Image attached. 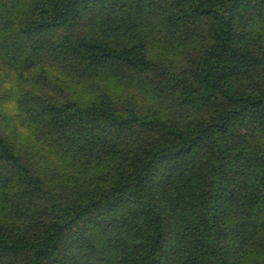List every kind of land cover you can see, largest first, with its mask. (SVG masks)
Here are the masks:
<instances>
[{
  "label": "trees",
  "instance_id": "1",
  "mask_svg": "<svg viewBox=\"0 0 264 264\" xmlns=\"http://www.w3.org/2000/svg\"><path fill=\"white\" fill-rule=\"evenodd\" d=\"M0 264H264V0H0Z\"/></svg>",
  "mask_w": 264,
  "mask_h": 264
}]
</instances>
